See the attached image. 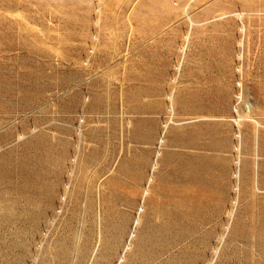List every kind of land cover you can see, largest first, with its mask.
I'll return each mask as SVG.
<instances>
[{"label": "rangeland", "instance_id": "374dc122", "mask_svg": "<svg viewBox=\"0 0 264 264\" xmlns=\"http://www.w3.org/2000/svg\"><path fill=\"white\" fill-rule=\"evenodd\" d=\"M118 261L264 264V0H0V264Z\"/></svg>", "mask_w": 264, "mask_h": 264}, {"label": "bare ground", "instance_id": "6f19581e", "mask_svg": "<svg viewBox=\"0 0 264 264\" xmlns=\"http://www.w3.org/2000/svg\"><path fill=\"white\" fill-rule=\"evenodd\" d=\"M189 22H190L191 25H193L195 21H192V18H191V19H189ZM185 38H186V37H185ZM239 97H240V96H239ZM247 108H248V107H247ZM238 118H239V117H238ZM247 118H248V117H247ZM234 120L236 121V123H238V121H239V119H235V118H234ZM254 122H255V121H254ZM255 123H256V122H255ZM256 124H257V126L260 125L258 122H257ZM160 140H161V139H160ZM161 141H162V140H161ZM153 163H154V165H153L152 167H153V168H156V167H155V164H156L157 162H153ZM237 164H238V163H237ZM151 170H152V169H151ZM152 172H154V171H152ZM150 173H151V172H150ZM237 173H238V172H237ZM70 174H71V173H70ZM150 175H151V174H150ZM152 176H153V175H152ZM235 176H236V175H235ZM149 177H151V176H149ZM152 179H153V178H152ZM148 182H149V181H148ZM149 185H150V184H149ZM68 186H69V185H66V188H68ZM145 190H146V189H145ZM145 192H146V191H145ZM146 193H147V192H146ZM230 212H231V211H230ZM232 212H233V211H232ZM232 212H231V214H232ZM125 252H126V251H125ZM123 255H124V253L121 254V257H120L119 261L122 259ZM119 261H118V264H120Z\"/></svg>", "mask_w": 264, "mask_h": 264}, {"label": "crops", "instance_id": "0c3cea01", "mask_svg": "<svg viewBox=\"0 0 264 264\" xmlns=\"http://www.w3.org/2000/svg\"><path fill=\"white\" fill-rule=\"evenodd\" d=\"M202 119H207V117H195L194 120H195V121H196V120L198 121V120H202Z\"/></svg>", "mask_w": 264, "mask_h": 264}]
</instances>
